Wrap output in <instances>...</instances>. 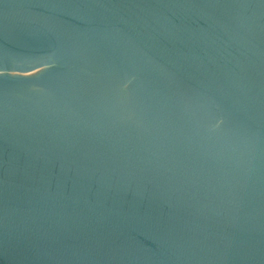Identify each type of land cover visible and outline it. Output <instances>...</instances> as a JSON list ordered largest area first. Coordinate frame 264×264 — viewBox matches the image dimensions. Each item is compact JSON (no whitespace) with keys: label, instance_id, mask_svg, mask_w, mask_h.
I'll return each instance as SVG.
<instances>
[{"label":"water","instance_id":"obj_1","mask_svg":"<svg viewBox=\"0 0 264 264\" xmlns=\"http://www.w3.org/2000/svg\"><path fill=\"white\" fill-rule=\"evenodd\" d=\"M0 264H264V0H0Z\"/></svg>","mask_w":264,"mask_h":264}]
</instances>
